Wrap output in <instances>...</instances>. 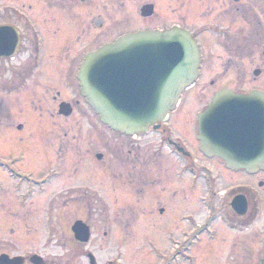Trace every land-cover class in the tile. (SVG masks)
I'll return each instance as SVG.
<instances>
[{
  "label": "flooded vegetation",
  "instance_id": "af4514ba",
  "mask_svg": "<svg viewBox=\"0 0 264 264\" xmlns=\"http://www.w3.org/2000/svg\"><path fill=\"white\" fill-rule=\"evenodd\" d=\"M0 27L18 37L14 55L0 56V114L48 110L59 133L34 139L32 133L49 131L48 125L6 126L28 146L25 156H0V208L14 209L8 233L0 213V233L10 235L0 258L33 264L36 255L45 264H65L39 250L19 252L17 241L32 249L36 243L81 248L94 241L102 250L104 242L123 257L132 238L148 251L134 264H263L264 170H231L203 150L199 118L209 123L215 118L210 110H232L214 106L222 93L264 94V0H0ZM171 30L186 32L198 47L195 83L147 131L113 130L81 92V65L124 35ZM13 38L3 37L6 48ZM42 64L49 72L43 79L37 74ZM30 82L32 90L22 92ZM254 111L240 118L264 124V110ZM262 139L264 144V133ZM5 192L11 197L1 196ZM195 204H202L205 216L194 214ZM39 214L44 217L33 218ZM82 231L87 242L76 236ZM79 248L76 256L93 255L101 263L100 248Z\"/></svg>",
  "mask_w": 264,
  "mask_h": 264
},
{
  "label": "water",
  "instance_id": "95a60500",
  "mask_svg": "<svg viewBox=\"0 0 264 264\" xmlns=\"http://www.w3.org/2000/svg\"><path fill=\"white\" fill-rule=\"evenodd\" d=\"M10 32L14 38L11 47L6 48L3 37L11 35ZM0 36V56L14 55L18 43L16 32L0 27ZM199 63L198 47L184 31L125 35L87 56L79 72L81 91L102 122L133 135L168 116L183 90L195 81ZM214 106L232 110H210L215 118L209 123L200 116L202 149L221 157L232 170L253 173L264 169V161H257L264 158L261 152L264 124L240 118L254 116V110H264V94L259 91L247 96L222 93ZM60 114L70 116L71 110H60ZM76 236L82 242L89 239V234L83 231ZM89 258L95 264L93 257ZM18 260L4 255L0 264H15ZM31 260L34 264H45L36 255Z\"/></svg>",
  "mask_w": 264,
  "mask_h": 264
},
{
  "label": "rangeland",
  "instance_id": "374dc122",
  "mask_svg": "<svg viewBox=\"0 0 264 264\" xmlns=\"http://www.w3.org/2000/svg\"><path fill=\"white\" fill-rule=\"evenodd\" d=\"M5 1H8V0H5ZM47 73H49L48 70L46 71L44 64H42L37 74H39L40 78L43 79ZM34 77L36 78V75H34ZM33 85L35 84H33V82H30L29 87L24 89L22 92L32 90ZM1 112L2 114H0V122H2L3 126L0 129V156H4V157L6 156L7 157L16 156L17 157L18 156L19 157L20 155L25 156L27 154V150H26L28 146L27 139L21 133L17 132L16 130L10 131L8 127H6L7 124L16 126L18 124H23L27 122L28 124H30V122L37 123V124L45 123V125H48L46 128H48L49 131H46L44 133L40 132V134H38L39 131L36 132L35 130L36 128L33 127L35 131L31 133H32V136H34V139L37 138V136H39L40 138H58L59 137V133L56 130H53V129H58L57 127H53V125L58 123V120L53 118L49 114L48 110H44V111L42 110V112H36L35 110H1ZM5 113L6 115H4ZM77 119H78V116L75 117V120ZM24 135L27 138L29 137L27 133ZM21 137H23V140L20 139ZM29 139L32 140L31 136ZM211 165L213 164L211 163ZM241 179L243 178L241 177ZM10 193L12 194V192H5L1 194V196L10 198L11 197ZM9 198H7V200ZM9 209H10L9 206L6 208H0V213L3 216V219H2L3 225H5L6 223L4 220H7L8 222L5 225L7 227V233H8V229L13 224V223H10V220H11V212H13L14 209H12L13 211ZM178 210H181V208H178ZM41 213H44V212H41ZM56 214L57 212L54 211L53 216L56 217ZM194 214H197V216H200V217L205 216V208L202 206V204H195ZM43 217H44L43 214L33 216V218H43ZM103 217L104 216H102V212L98 211L97 218L101 219ZM150 239L155 240L154 237H151ZM9 240H10V235L0 233V246H2V244H6V242ZM16 245L18 247L17 251L19 252L24 251V250H34V251L39 250L43 254H48L54 257V259H55V256H61L60 257L62 259L61 261H64L65 264H89L86 256H81V255L76 256L75 252L78 250L79 247L72 246L71 243H66L64 245V242H51L48 247L44 246L43 244H40L39 246L36 243V244H33V249H32V244L30 242L17 241ZM102 245H104L103 250L99 243H95L94 241H92L91 243H88L87 245L81 246V248H79V251L81 253L83 251L85 252L90 251L93 246H96L97 249L100 248L102 251L99 252L98 253L99 255L96 257L97 259H100V262H101L100 264H104L107 260L116 261L117 259H119L118 260L119 264H134L133 258L136 255L142 256V255L147 254L148 252L146 247L143 248L144 245L141 242H138L137 239H132V238H129L128 243H126L124 247L123 257L117 254V249L111 246V244L106 245V243L103 242ZM161 248L162 247H160V249ZM34 251H30V252H34ZM126 257H128L129 259H127ZM55 260H58V259H55ZM136 264H138V262H136Z\"/></svg>",
  "mask_w": 264,
  "mask_h": 264
}]
</instances>
